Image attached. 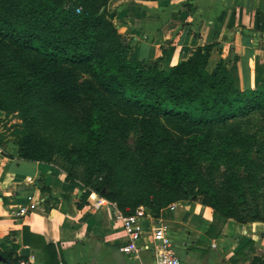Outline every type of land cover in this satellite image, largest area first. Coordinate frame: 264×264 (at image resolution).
I'll list each match as a JSON object with an SVG mask.
<instances>
[{"label": "trees", "instance_id": "16d2710c", "mask_svg": "<svg viewBox=\"0 0 264 264\" xmlns=\"http://www.w3.org/2000/svg\"><path fill=\"white\" fill-rule=\"evenodd\" d=\"M210 48L163 70L159 60L128 56L106 0H0V85L11 98L0 110L8 115L17 100L38 103L51 115H78L87 132L78 148L51 143L28 124L16 141L19 158L56 166L86 188L83 198L95 192L124 214L137 206L123 201L116 178L130 173V182L146 187L139 203L155 219L162 208L189 201L212 209L210 227L228 219L264 223V143L260 157L241 171L225 170L217 183L166 127L182 135L203 130L197 147L206 154L224 141L264 133V78L255 89L239 90L222 61L208 70ZM133 117L140 118L135 149L120 138Z\"/></svg>", "mask_w": 264, "mask_h": 264}, {"label": "crops", "instance_id": "0c3cea01", "mask_svg": "<svg viewBox=\"0 0 264 264\" xmlns=\"http://www.w3.org/2000/svg\"><path fill=\"white\" fill-rule=\"evenodd\" d=\"M106 3L130 58L159 60L166 70L209 45L208 70L222 61L239 90L255 89L264 78V0ZM7 118L0 110V132ZM85 191L56 166L19 158L9 137L0 139V254L25 264H155L151 233L159 222L182 264H264V223L228 219L210 227L212 209L189 201L162 208L157 219L148 214L139 223L138 252L124 253L120 209L95 192L83 198ZM20 207L28 209L24 216L16 215ZM2 257L0 264H8Z\"/></svg>", "mask_w": 264, "mask_h": 264}, {"label": "rangeland", "instance_id": "374dc122", "mask_svg": "<svg viewBox=\"0 0 264 264\" xmlns=\"http://www.w3.org/2000/svg\"><path fill=\"white\" fill-rule=\"evenodd\" d=\"M4 89L5 86L0 85V102L3 101V103L7 104L11 98ZM83 106L82 104L76 107V113H80ZM8 107V118L3 125L5 131L0 132L2 142L6 137H9L10 142L16 144L17 139L25 135L26 128H29L27 125L30 124L31 129L39 136L56 145H74L80 148L87 143L86 125L78 120V115L70 118H65L66 114L51 115L38 103L27 107L20 100H17L15 105H8ZM25 107L27 114L24 115L22 109ZM139 123L140 118L133 117L130 120L128 129L120 135V138L131 149H135L138 143V137L140 136ZM166 127L171 135L179 140L181 151L201 165L206 175L217 183L222 181L225 170L241 171L245 161L260 157V149L264 143V133H258L253 139H248V141H224L219 148L206 154L197 147V144L203 139V130L198 129L192 134L182 135L175 127L170 125ZM132 176L130 173L117 175L116 181L123 191V201L128 205L144 207L143 202L139 203L143 196L138 197L137 194L142 188L146 187L130 182L129 177Z\"/></svg>", "mask_w": 264, "mask_h": 264}, {"label": "built area", "instance_id": "2783aa9c", "mask_svg": "<svg viewBox=\"0 0 264 264\" xmlns=\"http://www.w3.org/2000/svg\"><path fill=\"white\" fill-rule=\"evenodd\" d=\"M96 207L100 204L101 199H97ZM28 212L25 207H20L16 212L18 216H24ZM148 215L147 209L143 206H137L130 214H124L120 210H115V217L121 222L124 231L128 235V241L120 247L124 253H137V242L140 240L142 230L139 227L140 221ZM151 237L156 243L155 264H182L180 258L172 251V243L167 235L166 227L159 223L153 226ZM19 264H25L19 262Z\"/></svg>", "mask_w": 264, "mask_h": 264}, {"label": "water", "instance_id": "95a60500", "mask_svg": "<svg viewBox=\"0 0 264 264\" xmlns=\"http://www.w3.org/2000/svg\"><path fill=\"white\" fill-rule=\"evenodd\" d=\"M147 213L149 214V210L147 209ZM4 261V258L2 257V255L0 254V263Z\"/></svg>", "mask_w": 264, "mask_h": 264}]
</instances>
